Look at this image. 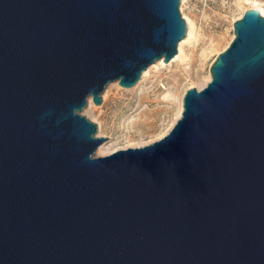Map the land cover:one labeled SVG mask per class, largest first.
I'll use <instances>...</instances> for the list:
<instances>
[{
	"label": "water",
	"instance_id": "95a60500",
	"mask_svg": "<svg viewBox=\"0 0 264 264\" xmlns=\"http://www.w3.org/2000/svg\"><path fill=\"white\" fill-rule=\"evenodd\" d=\"M179 0H0V264H264V18L245 10L151 144L94 157L80 111L185 37Z\"/></svg>",
	"mask_w": 264,
	"mask_h": 264
},
{
	"label": "rangeland",
	"instance_id": "374dc122",
	"mask_svg": "<svg viewBox=\"0 0 264 264\" xmlns=\"http://www.w3.org/2000/svg\"><path fill=\"white\" fill-rule=\"evenodd\" d=\"M251 2L264 8V0H179L186 31V19L192 24L189 41L181 44V59L150 68L152 63L144 78L128 89L116 82L106 84L100 93L101 103L94 106L87 102L80 111L95 125L94 137L104 138L98 148L117 151L142 147L167 133L182 95L189 88L205 85L211 63L233 38L232 23L250 9ZM167 91L172 98L162 100Z\"/></svg>",
	"mask_w": 264,
	"mask_h": 264
},
{
	"label": "bare ground",
	"instance_id": "6f19581e",
	"mask_svg": "<svg viewBox=\"0 0 264 264\" xmlns=\"http://www.w3.org/2000/svg\"><path fill=\"white\" fill-rule=\"evenodd\" d=\"M263 5V4H262ZM250 9H255V10H257L258 12H259V14L264 18V8L260 5V4H258V3H255V2H251L250 3ZM186 22H187V24H188V31H186V34H185V37L182 39V42H179L178 43V45H177V53H176V55L171 59L172 60V62H174L175 60H178V59H181V54H182V51H181V44H183L184 42H186V41H189L188 39L190 38V36L192 35V24L190 23V21L189 20H187L186 19ZM170 60V61H171ZM172 62H168V63H172ZM155 64H154V66H152V67H150V68H153V67H157V66H164L163 65V63H162V61L161 60H158V61H155L154 62ZM167 63V64H168ZM169 65V64H168ZM167 66V65H166ZM149 68V69H150ZM148 69V68H147ZM145 70L142 74H141V77L140 78H144V76L147 74V71L149 70ZM209 81V77L207 78V80H206V82H205V84L207 83ZM117 85V84H116ZM198 90V89H197ZM172 97H171V94L169 93V91H167L163 96H162V100H170ZM90 97H88L87 99H86V103L88 102L89 104H90ZM173 101V100H172ZM181 110H182V108H181V103H180V105H179V108H178V111H177V113H176V119H175V121L179 118V116H180V113H181ZM174 124V123H173ZM172 124V125H173ZM171 125V126H172ZM166 134V133H165ZM164 134V135H165ZM164 135H162L161 137H163ZM160 137V138H161ZM140 146H136V147H133V148H139ZM98 148V147H97ZM96 148V150H95V152H94V154H93V156L95 155L96 157H102V156H106V155H109L110 153H112V152H114V150H111V149H107V148H103V146L102 147H100V148H98L97 149ZM94 156V157H95Z\"/></svg>",
	"mask_w": 264,
	"mask_h": 264
}]
</instances>
